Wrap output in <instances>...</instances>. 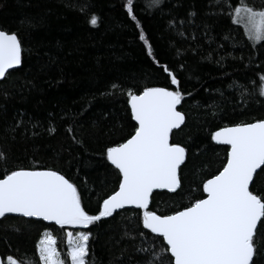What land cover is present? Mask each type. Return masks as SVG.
I'll list each match as a JSON object with an SVG mask.
<instances>
[{
    "label": "trees",
    "instance_id": "trees-1",
    "mask_svg": "<svg viewBox=\"0 0 264 264\" xmlns=\"http://www.w3.org/2000/svg\"><path fill=\"white\" fill-rule=\"evenodd\" d=\"M147 3L134 0L133 12L155 60L139 38L126 0H0V30L16 32L24 49L20 67L0 81V152L6 156L0 159V178L19 167L61 170L77 184L90 214H97L120 179L105 150L137 127L126 90L175 89L161 68L167 64L181 90L191 93L179 106L185 125L173 131L174 142L189 152L181 166V188L153 193L149 210L170 214L205 197L202 182L222 169L229 153V146L216 143L212 134L225 125L264 119L259 93L264 41L249 39L231 18V6L239 0L227 5L223 0L219 5L162 0L153 8ZM247 3L264 7V0ZM92 15L99 18L96 26L89 23ZM113 84L122 91L112 93ZM254 184L264 187V174L255 176ZM69 227L21 216L0 218V255L43 264L38 244L50 232L70 264ZM81 228L92 233L91 264H146L149 257L139 249L166 247L162 237L143 227L141 209L126 208ZM262 233L258 227L257 240L264 244ZM161 260L169 264L170 254Z\"/></svg>",
    "mask_w": 264,
    "mask_h": 264
},
{
    "label": "snow or ice",
    "instance_id": "snow-or-ice-1",
    "mask_svg": "<svg viewBox=\"0 0 264 264\" xmlns=\"http://www.w3.org/2000/svg\"><path fill=\"white\" fill-rule=\"evenodd\" d=\"M161 2L148 0L146 7L153 8ZM215 2L219 5L221 0ZM223 2L228 4V0ZM133 3L134 0H126L127 13L140 28L139 38L153 56L152 45L133 12ZM231 10V18L243 24L249 39L264 41V7L257 9L247 0H239ZM98 19L92 15L89 23L96 26ZM23 51L16 32L0 30V79L22 64ZM161 68L175 89L126 90L127 103L138 126L129 138L105 150L120 179L118 188L102 200L97 214H90L77 184L61 170L19 167L4 172L0 178V218L18 213L60 226L87 227L130 205L143 210V227L166 241V247L162 246L159 252L152 245L139 249L149 257L146 264H162L161 257L166 254H170L169 264H258L264 259V244L257 240L258 227L264 228V187L254 184V176L264 174V119L225 125L212 134V140L230 145V151L222 169L202 182L204 198L194 199L170 214L149 210L155 189L181 188V166L189 152L187 146L174 142L173 130L185 125L186 114L178 106L191 93L181 90L180 79L167 64ZM260 80L264 81V75ZM116 91H122L121 86L113 84L111 92ZM259 93L264 96V85ZM0 159L6 160L3 152ZM91 235L90 231H80L76 236L67 233L70 264H91ZM38 251L43 264H65L57 251L56 239L49 232L40 239ZM0 264L25 261L8 255L0 257Z\"/></svg>",
    "mask_w": 264,
    "mask_h": 264
},
{
    "label": "water",
    "instance_id": "water-1",
    "mask_svg": "<svg viewBox=\"0 0 264 264\" xmlns=\"http://www.w3.org/2000/svg\"><path fill=\"white\" fill-rule=\"evenodd\" d=\"M20 67V65L19 66H16V67H14L13 69H10L9 70V72H11V71H13V70H16V69H18ZM8 72V73H9ZM8 73H6V75L8 74ZM4 78H2V79H0V81L1 80H3ZM178 110H179V106H178ZM135 121V120H134ZM136 122V121H135ZM137 123V122H136ZM138 126V125H137ZM174 131V130H173ZM216 142V141H215ZM217 143V142H216ZM218 144H222V143H218ZM223 145H226V144H223ZM227 146H229V151H230V145H227ZM258 172H259V170H257ZM255 177V176H254ZM251 187V186H250ZM178 189H176V191H177ZM157 191H167V192H170V193H172V192H175V191H172V190H169V189H155L154 191H153V193H155V192H157ZM153 195V194H152ZM205 196H206V193H205ZM151 198H152V196H151ZM150 204H151V200H150ZM126 208H135V209H138V208H136L135 206H126L125 207V209ZM149 208H150V205H149ZM120 210H123V209H120ZM120 210H117V211H120ZM142 210V209H141ZM142 213H143V210H142ZM6 216H21V217H25V216H23L22 214H18V213H10V214H6ZM27 218H34V219H40V220H43V218H40V217H27ZM43 221H45V220H43ZM45 222H47V223H50V224H56L55 222H53V221H45ZM165 243H166V241H165ZM0 257H2L1 255H0Z\"/></svg>",
    "mask_w": 264,
    "mask_h": 264
},
{
    "label": "rangeland",
    "instance_id": "rangeland-1",
    "mask_svg": "<svg viewBox=\"0 0 264 264\" xmlns=\"http://www.w3.org/2000/svg\"><path fill=\"white\" fill-rule=\"evenodd\" d=\"M241 26H243V24H240ZM244 27V26H243ZM245 29V28H244ZM246 31V30H245ZM254 41V40H253ZM255 42H257V41H255ZM69 226V225H68ZM82 226H70L69 227V229L67 230V233L68 232H72L73 233V236H76L77 235V233L78 232H80V231H84L82 228H81ZM50 233V232H49ZM52 235V234H51ZM53 236V235H52ZM54 237V236H53ZM69 239V238H68ZM68 239H67V254H68V252H69V244H68ZM56 248H57V251L60 253V257H61V259H63V257H62V255H61V252H60V250L58 249V247H57V245H56ZM68 257H69V260H70V256L68 255ZM64 260V259H63Z\"/></svg>",
    "mask_w": 264,
    "mask_h": 264
}]
</instances>
